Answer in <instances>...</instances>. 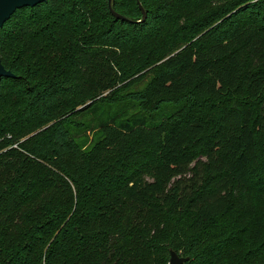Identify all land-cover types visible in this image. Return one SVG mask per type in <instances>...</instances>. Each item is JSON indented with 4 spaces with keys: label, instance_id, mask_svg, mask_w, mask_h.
I'll return each instance as SVG.
<instances>
[{
    "label": "trees",
    "instance_id": "trees-1",
    "mask_svg": "<svg viewBox=\"0 0 264 264\" xmlns=\"http://www.w3.org/2000/svg\"><path fill=\"white\" fill-rule=\"evenodd\" d=\"M0 57V264H264V0H47Z\"/></svg>",
    "mask_w": 264,
    "mask_h": 264
},
{
    "label": "water",
    "instance_id": "water-1",
    "mask_svg": "<svg viewBox=\"0 0 264 264\" xmlns=\"http://www.w3.org/2000/svg\"><path fill=\"white\" fill-rule=\"evenodd\" d=\"M47 2V0H0V28L11 18V16L20 8L25 6H35L39 3ZM110 5L112 0H109ZM112 13L118 19H127L125 16L117 13L113 8H111ZM147 13L143 10V18L145 19ZM1 77H15V74L6 69L3 65L0 57V78ZM189 260V257L181 256L176 251H171L170 264H184Z\"/></svg>",
    "mask_w": 264,
    "mask_h": 264
}]
</instances>
